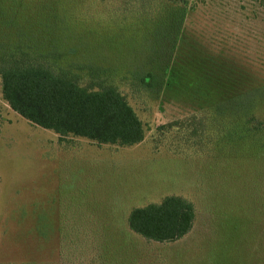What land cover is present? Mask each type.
Here are the masks:
<instances>
[{
  "label": "rangeland",
  "instance_id": "obj_1",
  "mask_svg": "<svg viewBox=\"0 0 264 264\" xmlns=\"http://www.w3.org/2000/svg\"><path fill=\"white\" fill-rule=\"evenodd\" d=\"M13 52L115 83L146 136H61L0 76V264H264V0H0ZM168 195L193 202L188 234L130 228Z\"/></svg>",
  "mask_w": 264,
  "mask_h": 264
},
{
  "label": "trees",
  "instance_id": "obj_2",
  "mask_svg": "<svg viewBox=\"0 0 264 264\" xmlns=\"http://www.w3.org/2000/svg\"><path fill=\"white\" fill-rule=\"evenodd\" d=\"M16 53L20 52L0 60V76L3 97L24 118L61 136L74 134L119 145L144 140L143 121L115 83L94 73L84 84L65 70L56 71L28 59L24 52ZM195 219L192 201L168 195L133 208L128 224L143 237L169 242L188 234Z\"/></svg>",
  "mask_w": 264,
  "mask_h": 264
}]
</instances>
